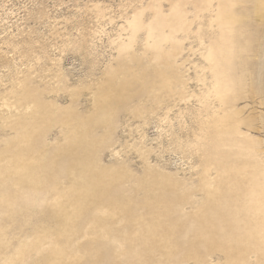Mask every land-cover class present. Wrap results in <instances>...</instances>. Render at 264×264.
I'll return each mask as SVG.
<instances>
[{
    "label": "rangeland",
    "instance_id": "rangeland-1",
    "mask_svg": "<svg viewBox=\"0 0 264 264\" xmlns=\"http://www.w3.org/2000/svg\"><path fill=\"white\" fill-rule=\"evenodd\" d=\"M0 236V264H264V0H0Z\"/></svg>",
    "mask_w": 264,
    "mask_h": 264
},
{
    "label": "water",
    "instance_id": "water-1",
    "mask_svg": "<svg viewBox=\"0 0 264 264\" xmlns=\"http://www.w3.org/2000/svg\"><path fill=\"white\" fill-rule=\"evenodd\" d=\"M21 232V231H20ZM5 233H7L6 235L5 234H3L2 236L3 237H7V236H9L8 237V240H9V242L7 241V243H10V241H12L13 239L10 237V235H9V233L6 231ZM21 234L23 235L24 234V232H21ZM0 238H1V236H0ZM5 240V239H4ZM14 247V246H13ZM13 247H11L10 245L8 246V248H13ZM27 246H26V244H23V246H21V248L18 250V251H23L22 249H24V248H26ZM17 248H18V246H17ZM16 248V249H17ZM15 249V250H16ZM14 250V249H13ZM13 250H11V252H13ZM18 251H16V252H14L13 254H10V257H9V255L8 254H5V258H4V263L5 264H13L14 262L12 261L13 260V258H14V256H17L18 254H28V252L30 251V249L28 250V252L27 253H18ZM18 253V254H17Z\"/></svg>",
    "mask_w": 264,
    "mask_h": 264
},
{
    "label": "bare ground",
    "instance_id": "bare-ground-1",
    "mask_svg": "<svg viewBox=\"0 0 264 264\" xmlns=\"http://www.w3.org/2000/svg\"><path fill=\"white\" fill-rule=\"evenodd\" d=\"M134 82V81H133ZM133 85V84H132ZM122 90V89H121Z\"/></svg>",
    "mask_w": 264,
    "mask_h": 264
}]
</instances>
